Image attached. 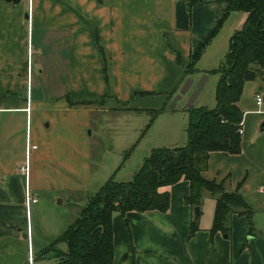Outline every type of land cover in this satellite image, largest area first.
Returning <instances> with one entry per match:
<instances>
[{"label": "crops", "instance_id": "obj_1", "mask_svg": "<svg viewBox=\"0 0 264 264\" xmlns=\"http://www.w3.org/2000/svg\"><path fill=\"white\" fill-rule=\"evenodd\" d=\"M232 2L0 0V264H26L30 257L37 264L35 251L49 246L111 177L131 180L153 148L188 143V114L178 107L111 145L97 117L147 114V127L152 111L166 107L190 78L185 71L193 61L196 82L218 68L248 18L231 11ZM31 41L37 67L26 63ZM205 57L214 60L199 67ZM159 94L161 100L150 101ZM258 95L264 99L261 78L246 83L239 102L241 152L214 151L203 171L227 191L238 190L249 212L229 217V234L212 231L216 197L204 193L196 218L183 178L160 188L170 193L167 211L114 213V264H264V103L257 104ZM28 139L37 147L28 150ZM28 187L38 198L29 215ZM54 205L67 208L68 218ZM194 219L198 229L191 235ZM44 231L54 239L41 237Z\"/></svg>", "mask_w": 264, "mask_h": 264}, {"label": "trees", "instance_id": "obj_2", "mask_svg": "<svg viewBox=\"0 0 264 264\" xmlns=\"http://www.w3.org/2000/svg\"><path fill=\"white\" fill-rule=\"evenodd\" d=\"M231 11L246 13L248 18L243 28L232 35L223 63L204 72L219 76L216 107L194 105L184 108L188 114V143L153 148L131 180L119 181L111 177L89 197L69 226L35 256L37 264L43 261H51L47 264H114V213L167 211L170 193L162 192L160 188L183 178L190 182L186 202L194 209L201 207L206 191L216 197L212 231L229 234V217L240 209L244 213L249 212L238 190L227 191L223 183L203 176L212 152H241L239 128L244 112L239 102L247 82L258 78L264 81V0H233ZM196 64L193 61L188 66L186 77L200 72ZM176 109L166 106L152 111L151 122L146 129L157 116ZM135 146L125 156L130 155ZM197 229L198 220L194 219L190 234L193 235ZM62 244H66L65 249Z\"/></svg>", "mask_w": 264, "mask_h": 264}, {"label": "rangeland", "instance_id": "obj_3", "mask_svg": "<svg viewBox=\"0 0 264 264\" xmlns=\"http://www.w3.org/2000/svg\"><path fill=\"white\" fill-rule=\"evenodd\" d=\"M23 2H25V0H23ZM38 32H39L38 27H35V30L33 32V36H34L35 41H37ZM61 48H63V52L67 55V53H68V44H62ZM27 60L30 61V64L32 66L37 67V64H38L37 63L38 62V51H37L35 46L33 47L32 41H31V46H30L29 59H28V57L26 58V63H27ZM209 60H214V58L205 57L201 61V63L199 64V67L206 66L205 64ZM36 75L37 74L35 73L34 76L36 77ZM203 76L204 75H202V77ZM202 77H200L199 80H201ZM190 78H193V77L190 76ZM190 78H187V80L190 79ZM193 79L195 80V78H193ZM218 79H219L218 75H208V81L206 83V86H205L204 90L202 91V93L200 94L198 100L196 101V103H195L196 105H198V106L204 105V106H207L208 108H211V109L215 107V104H216L215 92H216V86H217ZM187 80H186V82H187ZM261 80H263V79L261 78ZM249 87H251V86H249ZM193 89L194 88H192V90ZM180 90H179V92H180ZM248 93L250 94V91L248 92L246 90L245 91V97H250V96H248L249 95ZM163 95L164 94H159L156 97L149 98V99H150V101H158V99L161 100V97H163ZM171 97H172V95H170V98ZM176 97H177V95H175L172 98V100L169 101V103H166V106L168 108H171V106L173 105V101L175 100ZM186 99H188V97H186ZM167 100H168V97L166 96V101ZM185 103H186L185 100L180 102L179 105H178V109H181L183 112H185L184 111ZM249 104H251V102H249ZM118 117L122 118L123 120H118ZM97 118H99V122L97 123L98 128L101 129V130L108 131V137L105 138V144L108 142L107 145H111L112 141H113V143H115V139L118 138V135H121V137H124V136H127V135L128 136L136 135L135 132L139 131L140 129H143V131H144V129H146L145 124L147 122V119L149 118V115H147V114L136 115V114H128V113L113 114V115L102 114V115H99ZM96 129H97V127H96ZM118 131H121V132L118 133ZM179 131H180V126H179ZM153 132H155V131H152V133H151L152 137L151 138H153V134H154ZM111 134H113L112 137H109V135H111ZM142 146H144V144ZM142 146H141V148H142ZM136 154H138V153H136ZM55 203H59V199H57L55 201ZM52 208H54V209L58 208L57 210H61L60 216L63 219H67L68 218V214H67L68 213V209L67 208L62 207V206L57 207L56 205H54ZM74 213L75 212H72V214H74ZM79 213H80V211L78 212V214ZM78 214H75V215H78ZM33 224H34V231H35V235H36V220L35 219L33 220ZM66 227H68V224H66V226H64L60 230V232L62 233L66 229ZM49 232L50 231H47V232L44 231L43 236H41V237H43V238L46 237V239H51L49 241H52L54 239L53 238L54 236L52 235V233L50 235H48ZM37 235H39V234H37ZM61 247L65 249L66 248V244H62ZM39 252L40 251H38V250L35 251V255L39 254ZM49 262H51V261H46L45 264H47ZM26 264H30V262L27 261Z\"/></svg>", "mask_w": 264, "mask_h": 264}, {"label": "water", "instance_id": "obj_4", "mask_svg": "<svg viewBox=\"0 0 264 264\" xmlns=\"http://www.w3.org/2000/svg\"><path fill=\"white\" fill-rule=\"evenodd\" d=\"M5 1L7 3H11L15 5H18L22 2V0H5ZM207 81H208V74H205L202 77V79L199 80L196 84L193 78L188 79L187 82L184 83V85L182 86L175 100L173 101V105L171 106V109L177 108L179 103L182 102L183 98L186 96H188V99L185 104V108L194 106L200 94L204 90ZM192 88L194 89L192 90ZM262 127L264 128V123ZM59 203H62V200H59ZM194 210H195V217L198 218V216L200 215V207H196Z\"/></svg>", "mask_w": 264, "mask_h": 264}, {"label": "built area", "instance_id": "obj_5", "mask_svg": "<svg viewBox=\"0 0 264 264\" xmlns=\"http://www.w3.org/2000/svg\"><path fill=\"white\" fill-rule=\"evenodd\" d=\"M263 103H264V99H263V97L260 96V95H258V96H257V104H258L259 106H262ZM28 110H29V109H28ZM239 132H240V134H242V132H243L242 124H241V126H240V128H239ZM36 147H37L36 145L31 144V142H30L29 139L27 140V149H28V150H30L31 148H36ZM22 171H24V172H28V166L23 167V168H22ZM262 193H263V198H264V188L262 189ZM37 202H38V198L35 197V196L31 193V191H30V189H29V187H28V188L26 189V208H27V211H28V215L31 213L32 206H33L34 204H36ZM29 234H30V229H29ZM30 264H33V258H32V257H30Z\"/></svg>", "mask_w": 264, "mask_h": 264}]
</instances>
